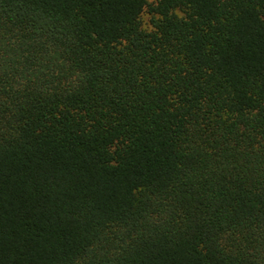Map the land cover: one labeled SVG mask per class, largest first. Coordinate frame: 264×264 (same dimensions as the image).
Instances as JSON below:
<instances>
[{
    "label": "trees",
    "instance_id": "16d2710c",
    "mask_svg": "<svg viewBox=\"0 0 264 264\" xmlns=\"http://www.w3.org/2000/svg\"><path fill=\"white\" fill-rule=\"evenodd\" d=\"M0 264H264V0H0Z\"/></svg>",
    "mask_w": 264,
    "mask_h": 264
},
{
    "label": "rangeland",
    "instance_id": "374dc122",
    "mask_svg": "<svg viewBox=\"0 0 264 264\" xmlns=\"http://www.w3.org/2000/svg\"><path fill=\"white\" fill-rule=\"evenodd\" d=\"M143 19H144L145 27H149L148 26L149 25V23H148L149 15L145 13L144 16H143Z\"/></svg>",
    "mask_w": 264,
    "mask_h": 264
}]
</instances>
